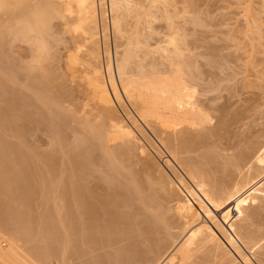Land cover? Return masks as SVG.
Masks as SVG:
<instances>
[{
  "label": "bare ground",
  "instance_id": "1",
  "mask_svg": "<svg viewBox=\"0 0 264 264\" xmlns=\"http://www.w3.org/2000/svg\"><path fill=\"white\" fill-rule=\"evenodd\" d=\"M31 1L0 0V11H5L7 16L5 21L0 18L4 22L0 21L1 45L4 46L3 37L7 36L9 40V35H12V40L26 41L29 38L28 44L32 38L33 48L29 47L35 52L33 55L31 52L34 59L30 60H37L34 61L35 66L42 69L41 73L38 72L39 83L35 82L37 76L35 78L32 71L36 67L32 63V66L26 67V74L21 71L27 80L35 78L32 83L28 82L29 85L34 82L39 84L34 99L31 98L33 94L16 98L12 96L13 93L3 86L4 75H0V126L11 132L13 129L14 137L17 135L21 138L19 144H14L12 140L9 142L7 139L12 134L7 138L5 135L9 131L1 133L0 128V225H7V229L13 231L7 232L11 233L7 235L0 227V240L2 238L6 242L5 248L1 247L0 242V262L50 264L53 260L57 264H74L71 260L74 254L77 256L76 253H80L82 247L89 249L85 243H94L92 246L95 243L108 244L114 241L113 237L118 236L120 239L132 238L133 242L129 240V244L123 247L120 244V248L99 255L101 257L95 261L97 264H121L123 261L122 264H253L254 259L264 264V223H259L262 212L264 216V142L251 154L245 152L246 149L238 154L218 152L219 130L225 126V118L230 114L228 107L231 106L229 103H218L221 92H228L231 88L227 85L230 81L222 85V76L200 69L198 58L203 53L194 50L201 49V45L186 39L188 23L180 14L184 9L171 11L169 6H173L172 0H98L102 6L99 13L96 10L97 0ZM250 1L238 0L246 14L250 12L251 6L247 5ZM66 17L70 20L65 22L63 19L66 20ZM55 18L61 20L59 24L64 21L65 28L61 24L64 29L70 25L68 31L72 29L73 33L77 32L81 39L74 43L71 32L73 52L66 54L64 60L67 75L76 84V98L81 100V104L76 101L80 104L78 109H73L74 114L77 113L76 117L79 113L81 116L69 118V122L75 119L78 130L75 126L71 131L67 130L70 125L65 127L68 122L66 117L69 116L62 113V108L51 109L53 103L56 107L61 105L58 100L60 93H52L49 88L52 73L49 70L47 73L48 68L42 62L51 46H55L50 44L51 37H48L54 34L51 28L54 23L51 25L48 21ZM158 19L163 21L164 30L161 27V37V33L156 34L160 42L156 44L155 41L156 45L153 46L149 41L155 38L153 33L157 32V28L153 32V23L156 24ZM99 22L101 34L98 32ZM47 27L50 28L49 33L52 30V34L43 33L49 31ZM77 33L74 35L77 36ZM109 36L112 47H105L101 52L99 38H105L104 43L107 44ZM43 37L50 40L51 48L47 46L49 50ZM2 46L0 51L4 53ZM45 47L48 50L46 55ZM100 57L106 60L104 72L100 68ZM10 65L8 63L9 69L14 68V64ZM82 66L86 69L81 72L85 75H82L83 86L76 82L77 77H80L77 72L81 71ZM10 73L3 72L5 76L8 75L6 80L9 77L11 79ZM14 74L17 75V72ZM14 74L13 79L16 78ZM54 80L50 83H54ZM31 88L36 89H31L35 94L37 87ZM5 94L10 96L6 97ZM72 99L76 100L71 95L66 101L69 103ZM34 103L38 104V119L35 118L37 112L35 114ZM64 103L62 101V105ZM65 109L71 112L72 108ZM67 110L63 112L67 113ZM31 112H34L36 121L32 115L33 119L29 118ZM125 117L129 118L130 124L125 121ZM76 119L83 125L82 129ZM142 125L152 132L179 168L184 169L182 172L186 179L175 170L168 158L165 162L173 170L174 173H171L174 178L156 165L157 170L154 168L156 172L153 171L156 174L151 173L148 160L138 166V171H121V167H124L122 161L129 164V160L125 162V159L134 157V149L140 146L143 136L140 133L139 138L136 132H143ZM33 128L48 129L52 133H49L48 151L39 153L38 158L35 152L36 163L32 162V157L37 148L27 146L23 139ZM65 130L66 134L70 132V139L71 135L84 134L82 140L76 135L74 137L79 139V143H75L78 149L81 144L85 147L81 146L83 149L77 151V148L67 145L64 137L68 134H65ZM69 138L67 141L74 144L71 141L75 142L76 138H72L74 141ZM141 146L139 156L145 152ZM94 147L101 150L99 154H103L100 156L105 164L101 168L92 160ZM199 150L203 152L192 155ZM68 153L71 154L66 162L65 155ZM144 158L148 159V156ZM67 163L70 167H67ZM41 165L45 169L42 175L37 174L34 168ZM131 167L136 168L137 165ZM37 190L41 192L40 198L43 197L41 201H44L47 211V215L41 217L42 220L39 215L35 217L37 214L34 216L25 211ZM50 200L52 209L48 208ZM37 220L38 223H44L39 229L42 235L45 232L42 228H48L43 237H50L49 240L54 244H45V241L44 246L33 244L31 247H22L16 238L23 236L28 239L33 232L36 233L33 230L39 226ZM58 229L63 236L57 234ZM58 236L62 243L56 242Z\"/></svg>",
  "mask_w": 264,
  "mask_h": 264
},
{
  "label": "rangeland",
  "instance_id": "2",
  "mask_svg": "<svg viewBox=\"0 0 264 264\" xmlns=\"http://www.w3.org/2000/svg\"><path fill=\"white\" fill-rule=\"evenodd\" d=\"M32 1H31V3H32ZM172 1H174V3L172 2V5L173 6L170 5L172 9L169 6V9L171 11H173L175 9H176L175 11H181V10L184 9V11H181L180 14L184 16L185 22L187 20V23H188V24H186V27L188 26L187 29L189 31L187 30L188 36L186 35V37H187L186 39L188 41H190V42L191 41H195L196 43H198L199 45H201V47H199L201 49L194 50V51H198L199 50L201 53L204 54V56L202 54V57L198 58V60L200 59L199 60L200 61V66H201L200 69L212 71L214 74H216V75L218 74L217 76H222L223 77L222 80H224V81H222L223 83L221 82L222 85L223 84L226 85L225 83H227V81L228 82L230 81L229 84L227 83V85L231 86V88L229 87L230 89H228L230 92L229 91L227 92V91H223L222 90L223 92L220 91L221 92V95L219 93L220 98H219V103L218 104L221 105L223 103H229L231 106L228 107V110H229V113L230 114L228 116H226V118H225V121H226L225 123L226 124H224L225 126L224 127H221V129L219 130V136H221V137H219L218 140H219V144L221 146L219 145L218 152L220 154H222L223 152H224L223 154H225V153L226 154H228V153L229 154H234V153L238 154L237 152H239V153H240V151L241 152H244V150L246 149L245 152H248V153L251 154L254 151V149L258 145H260V143H263L264 142V0H251L249 3H247V5H250L251 6L250 12L248 14H246L244 11H242V9H241L242 6L240 7L241 4L238 3V0H187L186 2L184 0H172ZM33 2H35V1H33ZM98 3L99 2L97 0L96 10H97V12L100 13V11L102 10L101 9L102 6L100 5V3L98 5ZM99 7H100V10H99ZM0 12H2L1 13L2 14V17L0 15V18L3 21H5L7 19V16L5 15L6 14L5 11H0ZM55 19H57V20L55 21ZM55 19H52L54 22L51 21V19L49 20L50 23L48 21V24L54 23L53 24L54 26L51 24L53 26V27L51 26V28H52L54 34L52 36H48V37L49 38L51 37L50 40L52 42L50 44L51 45H55V46H51L50 45L52 48L49 46V41L50 40H47L46 39L47 38V34H46V38L43 37V40L45 41L44 43H46L45 46L46 47L49 46L51 49L49 50V48L48 47L47 48L51 52H49L47 50L48 51V56H47L48 58L46 57L45 60H44V62H42V63L46 66V68H48L47 69V73L49 71L52 73V74L50 73L51 74V77L53 78L52 80H54V79L56 80V81L54 80L55 81L54 83H50V82H52V80H51L49 82V85L51 84V87L49 85L48 86H49L50 89H52L51 90L52 93H56L58 91L60 93V96H59L60 99H58V100L60 101L59 103L61 105L58 106V107H56V105L53 103L52 106H51V109H55V108H59L60 110L63 109L62 110V113L63 114L65 113L64 115L69 116V117H66V119H67L68 122H67V124H66L65 127H69V125H70L71 128L69 127V128H67V130L69 129V131H71L75 127H76L75 129L78 130V126L76 125V122L74 123V120L75 119L73 120V118H72L71 120H73V121H70L69 122V120H70L69 118H71V116L74 117L75 115H77V113L74 114L75 113L74 111H76L78 109V106L81 104L80 103L81 100H79L78 98H76L77 97V94H78V92L76 90V87H75L76 84L70 81L71 79H69L70 77H69V75H67V71H66L67 68L65 66L66 64H65V61L64 60H65L66 54H68L70 52L71 53L73 52V44L75 43V41L76 42H79L81 39H79L80 36H79V34L77 32H74L73 33L72 32L73 31L72 29L70 31H68L67 28L70 29V25H69V27H66V29H64L65 27H64L63 22L64 21L66 22V21L70 20L68 17H66V20L64 18L63 19L64 21H62V23H61L64 28L61 26V24H59L61 22V20L58 19V18H55ZM2 20H0V21H2ZM182 20H183V18H181L180 21H182ZM100 22L102 23V25L104 24L103 20H101ZM100 22H99V26L100 27L98 26V32L101 34L102 32H100V31H102L101 30L102 29L101 28L102 26H101V23ZM190 22H192V23H190ZM68 24H70V23H68ZM107 24H108V22H107ZM161 24H162V26H161ZM67 25L65 24V26H67ZM48 27H50V25ZM48 27H47V29H48ZM61 27L63 28V30H62ZM161 27H162V31H163L164 30L163 29V21L161 22L158 19L157 22H156V24L153 23V32H154V30H156L154 28H157V32L155 31L156 33H153L152 32L154 34L153 36L155 38L153 37L154 39H151L152 41L151 40L149 41L150 44H152L153 46L155 44V41H157L156 44L158 43V41L160 42L159 38L162 35V33L160 32L161 31ZM48 30H47L48 32H43V33L44 34L45 33H49L50 32V28ZM52 30H51V33H49L48 35L52 34ZM192 31H193V33H192ZM71 32H72L73 35L71 34ZM158 32L161 33L160 34V37L156 35ZM76 33L78 34L77 35L78 38H77V36H75ZM159 33H158V35H159ZM71 35H72V38H74V39L71 38ZM9 36L8 37L11 40L10 39L8 40L7 39V36L6 37H3L5 39V40H3V45L4 46L1 45L2 44L1 43L2 42V39L0 40L1 41L0 42V46H2V51L4 52V53H2L0 51L2 53V55L0 54L1 55L0 56V61H1L0 62V67L2 68L1 69L2 71L0 70L1 71L0 72V75H2V76L4 75V78H5V79L2 78V76H1V78L3 80H5L4 81L5 85L3 84V86L6 87V89L8 91H10L11 93H13L12 96H14L15 98L16 97H21V96H24V95L25 96H28V95H32V94H33L32 97L31 96H29V97L33 98V96L35 97V95L38 94V89H39L38 85L39 84L36 85L35 82L36 83L37 82L39 83L38 74H40L41 71H42V69H40V68H38L39 70L37 69V67H39V66H37V67L35 66L36 65L35 62H37V60L36 61L34 60L35 62L30 60V59H32L31 52H32V55H33V52H35V51H33V49H31L32 50L31 51L30 50V47H29V46H32L33 43H31V41H33V40L30 37L31 38V41H30V44H28V42H29L28 40H30L29 38H27L26 41L25 40H21V39L20 40H18V39L17 40H14L16 38H13V40H14V43H13V40L11 38L12 35H9ZM100 38H101V35H100ZM100 38H99V41H100L99 44L101 43L99 45L100 46V51L103 52L104 51V48L105 47H108V46L111 49V47H112V45H111L112 44V40L110 39V36H109V43H108V39H106L107 40L106 41L107 44L104 43L105 38L104 39H100ZM53 39L55 40V42H54ZM71 39L73 40L74 43L72 42ZM78 39H79V41H78ZM101 40H103V41H101ZM9 41H11L12 43L9 42ZM15 41H17V42H15ZM201 43H203V44H201ZM252 44H254V45L252 46ZM46 47H45V50H44L45 51V55H46V52H47L46 51V49H47ZM31 48H33V46ZM4 54H5V57L6 58L3 56ZM36 54H37V52H36ZM45 55H43V57ZM9 58H11V60ZM41 60H43V58H41ZM100 60H101V63H100L101 65L100 64L99 65L101 66L100 68L104 72L105 69H103V68L105 67L106 60H105V58L101 59V57H100ZM100 60H99V62H100ZM29 61H31V62H29ZM27 62L30 63V64L28 65ZM8 63H9V65L12 64V66L14 64V68H12V69L10 68L11 69V71H10L11 73L9 72L10 69H9ZM31 63L36 67V70L33 69L34 71H32V72H34L33 73L34 74V77L37 76L38 80L35 77L36 78V81L33 83V85L30 84L31 85L30 86L28 82H31L32 83L35 78L34 79H30L31 80L30 81L29 79L27 80L25 78L26 75H23V74L26 72L25 71L26 67H28L30 65L32 66ZM42 63L40 65H43ZM206 63H209V64L207 65ZM210 63H211V65H210ZM44 65H43V67H44ZM20 66H22V67L20 68ZM10 67H11V65H10ZM16 67H18V69ZM3 68H4V70H3ZM15 68H16L17 71H15ZM19 69H20V72H19ZM80 69H81V71L77 72V74H79V76L81 78L80 77H77V79L76 78L75 79H76V82L78 84L80 83L79 85L83 86L84 79H83L82 75H84V73H81V72H82V69H83L84 72H85L86 69H85V66H82ZM21 71H22V73L24 71V73L22 74ZM39 71H40V73H38ZM3 72L4 73L7 72V74L10 73L12 80L10 79V77H9L8 80H6L8 78L6 76H8V75L6 74V76H5V74H3ZM15 72H17V75L14 74ZM233 72H235V73H233ZM12 73L15 75L14 77H16L15 79H17V80L13 79ZM219 73H220V75H219ZM221 74H224V75H221ZM230 74L232 76L231 78H229L230 77ZM53 76H55V77H53ZM22 77H24V78H22ZM24 79H26V81ZM239 79H240V81H239ZM14 80H15V82H14ZM244 82H245V84H244ZM25 83H27V84L25 85ZM234 83H236V87H235V84ZM237 83H238V85H237ZM27 85H29L30 87L27 86ZM26 87H27V89H26ZM31 87H37V91H36L35 94H34V92L33 93L31 92V89H32ZM58 87H60V88H58ZM61 88H62L63 91L61 90ZM34 90H36V89L33 88L32 91H34ZM68 90L71 91V92L69 93ZM16 93H18V94H16ZM10 94L9 95L8 94H5L4 96L8 97V96H10ZM69 94L73 95L76 100L72 99L68 103V101H66V100L71 96ZM230 95H233V96L230 97ZM6 97H5V99H6ZM2 98L4 99V97H2ZM61 99H63V100H61ZM73 100H74V102H73ZM62 101H63V103L66 102L67 105H66V103H64L65 106L62 105ZM76 101L77 102L79 101L80 104L76 103ZM70 102L72 104H70ZM37 106H38V104H35L34 107H36V108L33 107L35 109L34 110L35 111V114L37 112V114L35 115L36 116L35 118H37V116H38V110H37L38 107ZM73 106H74V108H73ZM65 108H70V109L72 108L71 109V112H68V110L65 109ZM73 109H74V111H73ZM65 110H67V113H70V115L67 114L66 112H63ZM31 115L34 118V112L33 113L31 112V114L29 115L30 116L29 118H32ZM80 116L81 115L79 113V116H77V117L75 116L74 118H78ZM10 118H11V116H10ZM77 120L78 119H76V121ZM128 120H129V118L128 117L127 118L125 117V121L130 124L131 121L129 120L130 121L129 122ZM35 121H36V119H35ZM71 122H73V123H71ZM77 122L79 124L80 121H77ZM82 126L83 125L79 124V127L81 129L83 128ZM0 128H1V126H0ZM34 128H36V127L34 126ZM34 128H33V130L31 129L32 131H28L24 135L23 139L25 138L24 140H26V142L23 139H22V141H24V144L27 143L28 144L27 146L30 145V146H32L34 148H37V149H34V151H33L34 154H33V157H32V159H33L32 162L33 163H36L38 161L36 159V158H38V154L41 153V152H44V151L46 152V150L48 151L49 148H48V145H47L48 143L47 142L49 141V138H50L49 136L52 133H50L51 131H49L48 129L47 130L46 129H44V130L43 129L42 130L39 129L40 130L39 131L38 129L37 130H34ZM1 129H2L1 130L2 132L1 133H3V131H5V132H8L9 131L10 132V134H9V132L6 133L7 135H5V137L7 136V138L12 134L13 137L10 136L7 139L9 142H12L13 141V143L16 142V144H19L18 142H20V139L21 138L18 137L17 135H15L16 137H14V134L15 133L13 132L14 131L13 129H11L12 132L10 131V129L8 131L6 129L3 130V128H1ZM143 129H144V130H142L143 132H141L137 128V131H140V132H136V133H138L137 135L139 136V138L141 136H143V137L140 138L141 139L140 140V144H139L140 146L138 147V145H137V149L139 148L138 151H137L136 148L134 149V157L132 156L134 159L132 157L125 159L126 160L125 162H127V159H128L129 160L128 162H129V164L131 163L130 164L131 166L137 165V167L134 168V167H131L128 163L125 164L124 163V160H123L122 162H123L124 167L123 168L121 167V169H122L121 171L124 172V173H126L127 171L129 172V169L130 170L136 169L138 171V168H139L138 166H140L143 163V161L145 162L146 160H148L149 162L148 161H146V162H148V164H149V171L151 173H153L154 175L156 173H154L153 171L156 172L158 166H160V168L162 167L161 170H165V172H167L169 174H172V173H174V172H172L173 170L171 169L170 165H168V163L165 162L166 159L168 158V160H170V162H172V166H174L175 170H177L178 172H180L181 175L186 179V176L184 175V172H182L184 169L183 168L182 169L179 168V165H177L172 160V158L168 154V151L165 150L161 146V144H159V141L157 140V138H155V136L152 134V132L150 130H148L144 126H143ZM261 129H263V130H261ZM67 130H65V134H66V131ZM47 131H49V132H47ZM144 131H146V132H144ZM140 133H141V136H140ZM142 133H144V134L142 135ZM67 134H66L67 136L64 137V139L66 138L65 139L66 142L64 140L63 141L67 145L73 146L76 149L77 148L76 147L77 145L75 146V143H76L77 139L79 137H81V136L83 137L84 134L82 135V133H80V134L77 133L80 136H78L77 134H75L76 137H78V138L74 137L75 135L74 136L71 135V139L69 138L70 137V132H67ZM256 135H258L260 137H258ZM67 137L69 138L68 140H73V141H74V139H72V138H76L75 139V142H72L71 141V143H74V144L71 145L70 144V141H67ZM82 137L79 138V139H81V140L84 139ZM52 138H53V136H51V139ZM141 144L145 148L143 150H145L146 153L143 152V154H141L139 156L140 152H142V151H140V149H141L140 147H142ZM227 145H229V146H227ZM245 145H247V146H245ZM49 146H50V144H49ZM81 146L83 147L84 145L81 144ZM81 146H80V148H82ZM78 147H79V144H78ZM79 149L77 148V151H80L81 150V149L80 150ZM96 149H98V148L94 147V149L92 151L93 153H91V156H94V158L92 157V160L95 162L96 165H99L100 168H101V166H103V164H105L104 162L102 163L103 160H101V159H103L102 158L103 154H101V152H100V154L102 155V156H100V154L98 152L101 151V150L100 149L96 150ZM223 150H226V151H223ZM35 152L37 153V156L35 155L36 154ZM200 152H203V151L202 150H199L198 153L195 152L192 155L193 156L194 155H197ZM70 154L71 153H68L67 156L65 155V159L66 160L65 159L64 160L66 162H67V158H70ZM68 155H69V157H68ZM35 156H36V158H35ZM97 156L98 157L100 156V157L98 158ZM147 156H148V159L147 158H144L143 159V157H147ZM96 158H98V159H96ZM137 158L140 160V162H138L139 160ZM150 162L152 163V165H151ZM67 164H68L67 167H70V164L69 163H67ZM128 165L131 168L128 167ZM37 167L40 168L39 171L37 170L38 169ZM37 167H34L36 173L37 174H40V175L44 174V171H45L44 166L41 165V166H37ZM151 167H153L151 169L152 171L150 170ZM180 167H182V166H180ZM127 168H128V170H127ZM154 168H156V170ZM158 169H159V167H158ZM38 172H40V173H38ZM75 172H77V171H75ZM157 173H158V171H157ZM171 176H173V174ZM173 178H174V176H173ZM104 186H107V185L104 184ZM52 187H51L50 190L53 189ZM40 188H41V186H40ZM41 192H39L37 190V192L35 193L37 195H35V194L33 195V197H32L33 199L31 198L32 202L30 201V206L28 208H25V211L26 212H29L30 214L33 213L32 215H34V216L37 214L35 217H37L39 215L40 218L41 217L44 218L47 215V211L45 210L46 207H44V205H43L44 204V201H41V200H43V199H41L43 197L40 198L41 195L39 193H41ZM50 196H52V195H50ZM52 200H50L49 203H48V205H49L48 208L49 209H52V207L50 206L52 204V202H51ZM40 201H41V203H40ZM42 218H41V220H42ZM204 219L207 220L206 217H204ZM14 221H15V219H14ZM263 221H264V216H263V212H262L261 215H260V217H259V223L260 222L264 223ZM36 223H38V220H37ZM41 223L42 222L38 223L39 224L38 227L34 225L35 226V229L33 231H36V233H38V232L41 233L42 231L41 230L39 231V229L44 224V223H42V224ZM258 225L255 226V227H257V229L260 228V225H259V228H258ZM2 226H4V225L1 224L0 227H2ZM261 226H263V224ZM5 227L7 229V225H5ZM5 227H2V230H3L4 234L6 232L7 235H10L11 233L8 234L7 232H13V231H11L10 229H7L8 231L5 230ZM45 227L42 228V230L44 229L43 232L44 231L47 232L46 230L48 228H47V226H45ZM263 227L261 229H263ZM37 228H38V230H37ZM45 232L43 233V235L45 234ZM36 233L33 232L32 233V236L29 235L28 239L27 238L26 239L23 238V236L16 238L17 239V243L19 245H22V247H26V248L29 245H30L29 247L33 246V244L34 245L40 244V246H44L45 244H47V242H49L50 245L54 244L52 242V240H49V239H51L50 237L47 236V237L44 238L43 235H42V233H41L42 236L39 233H38V235H36ZM57 234L60 237L63 236V233H61V230H59V229H58ZM59 236H58L56 242H61L62 243L63 241H62V239ZM117 237L118 236L113 237V239L115 238L114 241H112L111 243H108V244L107 243H101V244H96L95 243V245L92 246L94 243H91V244L90 243L89 244L88 243H85L86 245L85 244L82 245V246L85 245L89 249H87L85 247H82L80 245L82 247V249H79L80 250V253L78 251V254L79 255L76 253L77 256H75V254H74L73 258L71 256V258H72L71 260L73 261L72 263H74V264H82V263L83 264H86V263L87 264L88 263L89 264H97V262H95V261H97V258L98 257H101V256H103V254L105 255V254H107V253H109L111 251H114V250L118 249L117 247L120 248L121 245H122L121 247H123V246L129 244L130 242H133V240H131L132 238H130V239H128V238L127 239L121 238L120 239V237H118V239L120 240L119 241L117 239ZM22 238H23V240H22ZM29 238H31V239H29ZM116 239L119 241V244L117 243L118 241ZM129 240H130V242H129ZM45 241H46V243H45ZM122 241H123V243H120ZM0 242H1V247L2 248H5L6 247V242L4 240H2V238H1ZM25 242H27V243H25ZM115 243L117 245H115ZM109 244H111L112 246L109 245ZM97 245L99 247H97ZM100 245L102 247H100ZM93 247L95 249H93ZM112 247H114V248H112ZM83 251H85V252L83 253ZM99 255H101V256H99ZM90 260L92 261L91 263H90ZM252 262H253V264H260V262L259 261H256L255 259ZM3 263L6 264L5 262H0V264H3ZM52 263H57V262H55V261L52 260L50 262V264H52ZM122 263H124V261ZM7 264H9V263H7Z\"/></svg>",
  "mask_w": 264,
  "mask_h": 264
},
{
  "label": "built area",
  "instance_id": "3",
  "mask_svg": "<svg viewBox=\"0 0 264 264\" xmlns=\"http://www.w3.org/2000/svg\"><path fill=\"white\" fill-rule=\"evenodd\" d=\"M52 264H57V263H52Z\"/></svg>",
  "mask_w": 264,
  "mask_h": 264
}]
</instances>
